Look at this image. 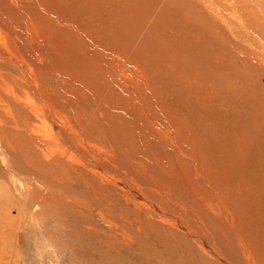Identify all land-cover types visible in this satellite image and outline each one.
Instances as JSON below:
<instances>
[{"label": "rangeland", "instance_id": "1", "mask_svg": "<svg viewBox=\"0 0 264 264\" xmlns=\"http://www.w3.org/2000/svg\"><path fill=\"white\" fill-rule=\"evenodd\" d=\"M0 37V264H264V93L225 80L264 86V0H0Z\"/></svg>", "mask_w": 264, "mask_h": 264}, {"label": "bare ground", "instance_id": "2", "mask_svg": "<svg viewBox=\"0 0 264 264\" xmlns=\"http://www.w3.org/2000/svg\"><path fill=\"white\" fill-rule=\"evenodd\" d=\"M6 29V28H5ZM9 31H11V33H15L13 30H9ZM13 37H15V35L14 34H11ZM260 47H261V49L263 50V51H261V52H257V54H258V56L261 58V59H264V47L262 46V44H260L258 41H255ZM198 48H199V46H194V48H193V58L194 59H196V60H201L202 59V57L199 55V54H201V53H199L198 52ZM203 51V50H202ZM3 52H5V53H3ZM204 52V51H203ZM206 55V54H205ZM204 56V55H203ZM206 56H204L203 58H205ZM193 59V60H194ZM205 59H203V61H204ZM195 61V60H194ZM198 63V65H199V61L198 62H196V64ZM213 63V62H212ZM194 64V63H193ZM195 64V65H196ZM203 64V63H202ZM201 64V65H202ZM208 64V63H207ZM201 65H200V67H201ZM204 65H206V64H204ZM209 65V64H208ZM214 65V64H213ZM236 65V64H235ZM6 66H10V67H12V68H18V71H20V70H22V68L21 67H19V65H18V63H17V61H16V57H14L13 56V54L10 52V50H8V47H7V43L5 42V40L4 39H2L1 37H0V68L2 67V68H4V67H6ZM206 67V66H205ZM204 66H202V68H205ZM236 68V67H235ZM212 69L213 70H215V68H213L212 67ZM202 70V69H201ZM207 70V69H206ZM206 70H204V73L205 74H207V73H209L208 71H206ZM256 70V69H255ZM258 70L259 71H261L262 73H263V75H264V71L263 70H261V68L259 67L258 68ZM206 71V72H205ZM212 72H214V71H212ZM201 74L203 73V72H200ZM210 74V75H209ZM207 76L208 77H210V76H213V79L215 80V78H214V76L215 75H211V72L209 73ZM257 74H259V73H257ZM257 76V75H256ZM217 77V76H216ZM219 77H221V76H219ZM239 75L237 74V75H233V78L231 79V78H227V79H225V80H228V82L229 81H232L233 80V82H234V89L235 88H239V90L238 91H241V90H244L245 91V93H246V95L248 96V95H250L251 97H254L255 95H260L261 93H264V86H258L257 85V83L256 82H254V80H252L251 82H248V80H246V79H241L240 78V83H239ZM250 77V76H249ZM0 78H1V85H4V77L1 75L0 76ZM222 79V78H221ZM221 79L219 80V82L221 81ZM261 79V78H260ZM210 81H212V80H210ZM217 81V80H216ZM222 83H224V82H222ZM221 83V84H222ZM228 86H229V84H228ZM231 86V85H230ZM256 86H257V88H256ZM219 89H221V88H219ZM260 89V90H259ZM222 90V89H221ZM236 90V89H235ZM259 90V91H258ZM237 91V90H236ZM257 91V92H256ZM255 100H257L256 98H255ZM260 101V100H259ZM44 109V110H43ZM29 110L30 111H32V109H30L29 108ZM46 111V112H45ZM42 112V113H41ZM45 113H48V111H47V107H46V105L44 104V106H43V108H42V110H40V116L42 117L43 115H45ZM36 114V113H35ZM49 114V113H48ZM13 121V120H12ZM56 133H57V130L55 131ZM0 157H1V162H2V165L3 166H6V167H8L9 165V163H8V158H7V156H6V154H5V152L2 150V148H0ZM34 207H36V205L34 206ZM191 237H192V239H196L195 238V236L192 234L191 235ZM189 238H190V236H189ZM240 239V238H239ZM239 241V240H238ZM237 241V242H238ZM238 244H240L239 242L237 243V245ZM202 248V247H201ZM203 249V248H202ZM206 249V248H205ZM208 250H206V251H204V252H201L202 253V255H205V256H207L208 258H210V259H214V261H216V262H223L224 264H231L229 261H228V259H227V257L221 252V250H215L214 252H207ZM243 257H244V259H245V256L243 255Z\"/></svg>", "mask_w": 264, "mask_h": 264}]
</instances>
